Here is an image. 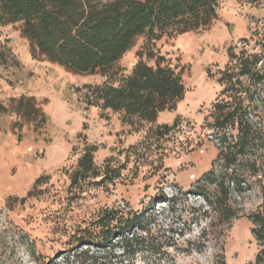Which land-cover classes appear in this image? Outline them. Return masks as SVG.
Here are the masks:
<instances>
[{
  "label": "rangeland",
  "instance_id": "374dc122",
  "mask_svg": "<svg viewBox=\"0 0 264 264\" xmlns=\"http://www.w3.org/2000/svg\"><path fill=\"white\" fill-rule=\"evenodd\" d=\"M217 12L205 30L138 38L117 63L119 75L128 76L140 61L155 65L146 56L152 50L182 72L184 100L155 123L90 106L89 88L118 85L119 78L73 73L34 52L21 24L0 25V103L8 108L0 112V264H78V252L88 247L76 249V236L112 210L141 214L149 231L127 233L132 247L119 236L105 250L89 248L95 264L254 262L259 247L248 216L264 203V178L238 167L250 189L221 197L217 185L197 187L207 170L197 155L204 146L206 154L219 151L210 126L224 76L239 80L242 98L259 92L251 108L264 118V0H218ZM256 57L258 84L240 65ZM21 98L33 99L38 113H17ZM165 125L173 128L162 134ZM87 147L96 150L100 176L73 188L71 175ZM261 155L264 170L263 149ZM41 176L44 183L28 198ZM227 208L237 218L228 220Z\"/></svg>",
  "mask_w": 264,
  "mask_h": 264
},
{
  "label": "trees",
  "instance_id": "16d2710c",
  "mask_svg": "<svg viewBox=\"0 0 264 264\" xmlns=\"http://www.w3.org/2000/svg\"><path fill=\"white\" fill-rule=\"evenodd\" d=\"M217 8L218 0H0V25L21 24L22 35L34 52L73 73L119 78L118 85L112 83L89 88L91 91L87 98L90 106L123 113L129 120L155 123L161 113L176 110L177 104L184 100L187 90L182 72L152 50L146 56L155 60V65L140 61L128 76L119 75L117 63L140 37L155 41L170 32L186 34L208 29L219 18ZM235 57L232 55V60ZM259 61L257 57L240 61L241 74L258 79L256 84L263 79L259 71L254 72ZM236 81L233 82V76L222 78L226 87L222 91L223 96L214 104L215 120L210 127L215 135L220 136L223 147L219 148L212 168L198 179L197 186L217 185L222 192L221 197L229 199L233 194L231 183L240 195L250 189L247 180L238 176V167L247 166L259 180L264 178V170L258 166L263 156H256L260 149L264 150V118L251 108L260 94L252 92L248 98H242L241 92L235 90L240 85L239 80ZM226 95L228 97H224ZM7 111L8 108L0 103V112ZM16 111L28 116L37 114L39 109L33 104V99L21 98ZM172 128L165 125L158 129L164 134ZM95 151L94 147L85 149L71 175V187L81 188L100 176L94 162ZM44 180V176L36 180L28 198L33 197ZM27 197L20 202L24 203ZM209 204L213 210L216 209V202ZM227 212L228 220L237 218L230 208ZM248 218L259 247L251 264H264V203ZM136 227L149 231L147 220L141 214L106 211L92 228L81 230L76 236V249L88 247L78 252V264L97 263L99 258L94 253L90 254L88 249L105 250L119 236H124L122 241L132 247L133 238L125 235Z\"/></svg>",
  "mask_w": 264,
  "mask_h": 264
},
{
  "label": "crops",
  "instance_id": "0c3cea01",
  "mask_svg": "<svg viewBox=\"0 0 264 264\" xmlns=\"http://www.w3.org/2000/svg\"><path fill=\"white\" fill-rule=\"evenodd\" d=\"M205 148H208V146H204L201 149H205ZM201 149L198 150L200 153L197 155L198 156L197 158H199L198 159L199 162L197 165H207V170L204 171L200 175V177H202L206 172H208L212 168V164L214 160L217 158L219 153L218 150H209L208 154H206L205 151L204 150L201 151Z\"/></svg>",
  "mask_w": 264,
  "mask_h": 264
},
{
  "label": "built area",
  "instance_id": "2783aa9c",
  "mask_svg": "<svg viewBox=\"0 0 264 264\" xmlns=\"http://www.w3.org/2000/svg\"><path fill=\"white\" fill-rule=\"evenodd\" d=\"M228 136H229V134H228ZM210 137H211V139H213V142L215 143V145H216L218 148L223 147V143H222V141H221L219 135H212V136H210ZM231 189H232L233 193H237V192H235L234 183H231Z\"/></svg>",
  "mask_w": 264,
  "mask_h": 264
}]
</instances>
